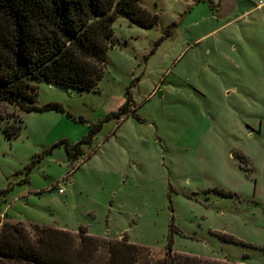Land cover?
I'll return each instance as SVG.
<instances>
[{"label": "rangeland", "instance_id": "rangeland-1", "mask_svg": "<svg viewBox=\"0 0 264 264\" xmlns=\"http://www.w3.org/2000/svg\"><path fill=\"white\" fill-rule=\"evenodd\" d=\"M257 2L139 0L157 23L115 18L97 90L35 81V105L62 111L1 105L22 123L0 133V222L124 236L154 259L171 234L175 253L264 264V27L234 19ZM96 123L76 162L47 151Z\"/></svg>", "mask_w": 264, "mask_h": 264}, {"label": "trees", "instance_id": "trees-1", "mask_svg": "<svg viewBox=\"0 0 264 264\" xmlns=\"http://www.w3.org/2000/svg\"><path fill=\"white\" fill-rule=\"evenodd\" d=\"M118 15L143 28L152 27L158 20L139 0H0V106L10 105L28 113L62 111L57 103L35 105V81L97 90L107 52L114 44L112 25ZM128 107L129 101L125 100L108 117L126 116ZM21 123L12 114L0 118V133L12 138ZM100 126L91 125L74 144L62 140L47 151L63 147L65 161L72 164L85 155L83 147L91 144ZM225 240L239 242L231 236ZM0 264L231 263L172 252L171 234L162 255L154 259L148 248L129 243L124 236L113 240L89 235L83 227L73 233L5 221L0 222Z\"/></svg>", "mask_w": 264, "mask_h": 264}, {"label": "crops", "instance_id": "crops-1", "mask_svg": "<svg viewBox=\"0 0 264 264\" xmlns=\"http://www.w3.org/2000/svg\"><path fill=\"white\" fill-rule=\"evenodd\" d=\"M257 3L252 4L253 6L244 5V9L242 10L241 14L237 15L234 19H237L241 16H251L253 19L252 23L255 26H261L262 25V27H264V5H258ZM238 4H239V2H238ZM84 229H86V228H84Z\"/></svg>", "mask_w": 264, "mask_h": 264}, {"label": "built area", "instance_id": "built-area-1", "mask_svg": "<svg viewBox=\"0 0 264 264\" xmlns=\"http://www.w3.org/2000/svg\"><path fill=\"white\" fill-rule=\"evenodd\" d=\"M257 4L258 5H264V0H259Z\"/></svg>", "mask_w": 264, "mask_h": 264}]
</instances>
